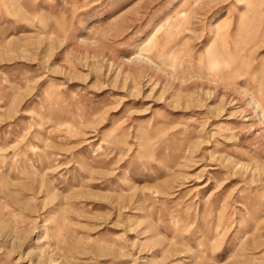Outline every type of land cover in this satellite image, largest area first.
I'll list each match as a JSON object with an SVG mask.
<instances>
[{
	"label": "rangeland",
	"instance_id": "1",
	"mask_svg": "<svg viewBox=\"0 0 264 264\" xmlns=\"http://www.w3.org/2000/svg\"><path fill=\"white\" fill-rule=\"evenodd\" d=\"M0 264H264V0H0Z\"/></svg>",
	"mask_w": 264,
	"mask_h": 264
}]
</instances>
